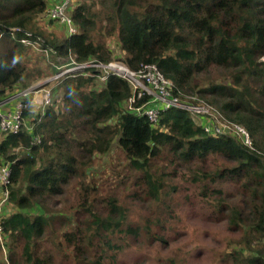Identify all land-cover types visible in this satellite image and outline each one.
<instances>
[{
  "label": "trees",
  "instance_id": "1",
  "mask_svg": "<svg viewBox=\"0 0 264 264\" xmlns=\"http://www.w3.org/2000/svg\"><path fill=\"white\" fill-rule=\"evenodd\" d=\"M91 1L75 6L78 31L67 37L40 27L47 0H0V101L58 74L59 58L71 53L78 63L118 59L132 71L155 64L176 97L242 125L252 147L206 132L207 119L185 110L170 109L153 126L128 110L130 84L102 80L98 68L63 75L32 129L1 133L0 165L12 169L7 203L16 209L0 219V251L8 250L1 264H121L142 229L168 244L166 223L196 201L193 214L241 234L222 264H264V0ZM116 145L135 173L140 192L132 196L152 206L143 228L117 197L94 196L89 171ZM180 181L197 197H177Z\"/></svg>",
  "mask_w": 264,
  "mask_h": 264
},
{
  "label": "rangeland",
  "instance_id": "2",
  "mask_svg": "<svg viewBox=\"0 0 264 264\" xmlns=\"http://www.w3.org/2000/svg\"><path fill=\"white\" fill-rule=\"evenodd\" d=\"M57 1L60 0H47L48 8L56 4ZM87 1H89V4L92 2L91 0ZM78 3H80V0H74L73 8H75ZM95 9L101 10V7L97 5ZM39 22L40 27L47 33L56 32L59 36L64 35L67 37L72 35L66 26L57 21H51L48 17H45V14H43ZM98 39H101V37L99 36ZM106 41H108V46L116 55L121 54L114 38L107 39ZM82 51H84V48ZM75 58V53H71L68 58L63 56L60 57V62L56 64L55 68L58 74L40 80L33 84L32 88H36V91H39V93L40 91L42 93L50 90L52 91L53 86L56 85L57 78L68 74L66 71L75 65ZM114 61H118L119 63L122 62L118 59ZM105 76H107V74H105ZM49 82H51L50 85L46 86ZM34 94L32 95L34 96ZM30 109L29 115L26 116V123L28 126L33 123L32 120L37 117L38 114L45 111L39 109V107L35 105L32 107L30 106ZM219 121L224 122L223 120ZM2 136L3 134L0 133V138ZM89 175L91 182L92 180L97 181V191L94 194L95 197L99 200H104L108 197H117L122 204L129 208V222L131 224L141 226L142 228L146 225H150L147 220L151 217L152 206L142 202V197H145L144 194H142L140 199L132 196L133 192L139 191V187H136L134 184L135 173L127 163L121 151L117 148V145L112 148L108 155L95 159L94 168L89 171ZM180 183V193L177 194V197L182 199L184 196L197 197L199 190L195 186L186 185L181 181ZM3 195H5L4 192L0 191V219L8 217L16 211L15 208L8 205L6 196L3 198ZM181 205L182 206L176 210L179 218H176L170 223H166L168 244L158 242L157 240L150 241L149 236H147L142 229V236L138 239L131 238L127 242L133 245L127 253L121 256L119 260L120 263L163 264L162 262L166 261L168 258H174L177 264H222L223 253L233 246L235 241L240 239L241 234L230 233L223 224V221L216 223L207 222V224L205 222V216L199 217V214H193L190 208L192 206H197V201L194 204L181 203ZM61 206L64 209L67 207L66 204ZM59 207L60 204L58 205V208ZM0 241L1 244L7 242L3 235H0ZM7 258V248L1 249L0 264L7 262Z\"/></svg>",
  "mask_w": 264,
  "mask_h": 264
},
{
  "label": "built area",
  "instance_id": "3",
  "mask_svg": "<svg viewBox=\"0 0 264 264\" xmlns=\"http://www.w3.org/2000/svg\"><path fill=\"white\" fill-rule=\"evenodd\" d=\"M74 0H60L56 4L47 8L45 17L51 21L62 23L70 30L71 34H76L77 27L72 19ZM117 60V59H115ZM98 68L102 73L103 80L110 76H117L127 81L133 91L132 97L128 100L127 108L137 117L147 118L153 126H158L161 116L170 109H180L197 114L201 119H207L205 125L206 132L214 135H230L239 138L244 145L252 147V138L249 132L239 124L228 121L220 113L209 105L194 106L181 101L174 95L172 82L161 72L155 64L144 65L139 71H132L122 61H111L108 64L100 63H78L66 72H83L88 68ZM104 72V75H103ZM107 74V76H105ZM58 79V78H57ZM36 95H35V94ZM34 94V96L32 95ZM40 94V95H39ZM148 96V100L142 105H137L138 101ZM52 91L42 93L36 88H29L24 91L10 95L0 101V133L18 134L24 127H30L26 123L25 113L30 112V106L45 109L52 103ZM223 120L224 122H220ZM31 129L33 127H30ZM34 143H40V138H34ZM12 169L10 164L0 165V191L6 200L8 199V187L11 184ZM0 235H3V228L0 225ZM3 248H5L3 246Z\"/></svg>",
  "mask_w": 264,
  "mask_h": 264
},
{
  "label": "bare ground",
  "instance_id": "4",
  "mask_svg": "<svg viewBox=\"0 0 264 264\" xmlns=\"http://www.w3.org/2000/svg\"><path fill=\"white\" fill-rule=\"evenodd\" d=\"M68 76V75H67ZM20 212V211H19Z\"/></svg>",
  "mask_w": 264,
  "mask_h": 264
}]
</instances>
